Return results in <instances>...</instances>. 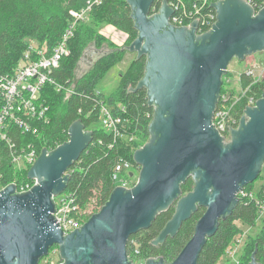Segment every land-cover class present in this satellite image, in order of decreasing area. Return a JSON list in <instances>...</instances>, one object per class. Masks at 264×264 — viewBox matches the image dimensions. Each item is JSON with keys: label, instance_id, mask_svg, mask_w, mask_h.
Listing matches in <instances>:
<instances>
[{"label": "water", "instance_id": "water-1", "mask_svg": "<svg viewBox=\"0 0 264 264\" xmlns=\"http://www.w3.org/2000/svg\"><path fill=\"white\" fill-rule=\"evenodd\" d=\"M126 1L138 31L128 49L137 59L147 57L144 77L131 90L146 89L154 110L150 139L133 155L140 167L137 182L130 189L115 188L98 213L65 236L55 221L54 198L66 191L69 170L93 140V131L75 122L69 141L43 149L29 169L28 178L35 181L29 191L18 193L15 184L1 191L0 264H39L55 246L60 264H132L129 238L172 206L175 214L153 244L175 237L204 208L193 237L171 263L198 264L219 221L231 215L238 195L263 171L264 92L246 109L229 142L215 129L213 117L233 59L264 52V7L256 11L246 0L213 2L217 22L197 34V22L171 24L167 0L154 14L155 0ZM190 178L194 189L184 194L181 186ZM255 254L250 264H259ZM146 264L165 263L151 258Z\"/></svg>", "mask_w": 264, "mask_h": 264}, {"label": "trees", "instance_id": "trees-1", "mask_svg": "<svg viewBox=\"0 0 264 264\" xmlns=\"http://www.w3.org/2000/svg\"><path fill=\"white\" fill-rule=\"evenodd\" d=\"M97 1V2H96ZM165 0H155L152 12L159 11ZM170 4L174 0H167ZM191 0H185L190 3ZM259 10L264 6V0H246ZM88 22L77 26L75 36L69 43L70 56L61 60L60 66L52 73V77L60 83L64 90L57 92L53 86H47L42 96L49 107L48 123H38L39 135L23 134L15 130L12 135L19 149L25 144H31L40 155L47 148L53 150L69 141V129L77 121H82L87 130L93 131V140L80 159L69 170L70 181L65 194L75 200L80 207L94 204L103 207L112 195L115 184L113 180L114 167L120 159H126L134 164L133 155L143 143L114 141L105 130L91 128L100 123L99 103L104 101L110 104H121L126 108L123 118L129 124V130L135 131L144 137H149V125L153 119L154 110L148 104L147 90L133 92L139 81L144 77L147 57L135 59L121 75L117 92L110 98L97 89L98 84L107 72L124 59L123 51H115L102 56L93 69L82 76L74 85L75 70L83 57L86 46L99 35L94 25L107 24L126 35V47H130L137 38L132 11L126 0H0V75H12L25 51L28 48L26 37H30L50 48L55 46L68 27L71 11L87 9ZM98 33V34H97ZM223 78V82L226 77ZM240 85L250 86L249 94L259 100L264 92V79L253 83V78L242 74ZM227 88L222 87V92ZM68 94L66 101H61ZM2 98L0 95V108ZM245 103H241L236 111L243 113ZM129 141V140H128ZM11 155L6 147L0 148V172L3 174V184L16 183L34 184L28 178L30 168L18 171L10 161ZM135 165V164H134ZM136 166V165H135ZM262 177V176H261ZM260 177V178H261ZM259 178V179H260ZM264 181V178H262ZM253 184L246 186L238 195V203L226 219H221L217 231L206 241L200 254L198 264H218L225 255L230 243L242 230L237 222L254 226L264 210V184L254 193ZM194 189V181L188 179L182 186L184 194ZM205 209L199 210L186 221L175 237H169L158 246L153 244L168 222L175 214V206L159 214L151 227L140 230L129 238L127 254L132 264L146 261L151 258L171 264L181 253L186 244L194 235L199 219ZM58 249L57 246L51 250ZM255 258L257 263L264 264V233L256 242ZM51 252V251H50ZM138 252V253H137ZM42 260V259H41ZM62 261L59 259L58 264ZM40 264V263H39Z\"/></svg>", "mask_w": 264, "mask_h": 264}, {"label": "built area", "instance_id": "built-area-1", "mask_svg": "<svg viewBox=\"0 0 264 264\" xmlns=\"http://www.w3.org/2000/svg\"><path fill=\"white\" fill-rule=\"evenodd\" d=\"M218 1L221 0H191L190 3H186L185 0H174L169 4L173 10L170 22L172 25L180 27L186 25L192 27V24L197 22V34L206 33L217 22V13L211 3ZM91 6L89 3L87 9L71 11L70 23L55 46L50 48L47 44L35 40L28 42V48L14 74L0 75L2 98L0 148L6 147L9 150L11 164L18 171L31 168L39 155L31 144H25L18 149L12 135L15 130H18L23 134L38 136L40 130L37 124L49 122V107L42 96V91L49 85L53 86L57 92H63V86L52 77V73L60 66L61 60L68 55L69 43L75 36L77 26L80 23L88 22ZM255 10L259 11L256 8ZM154 13L157 11H153ZM246 74L253 78V83H258L264 79V66L259 71L249 69ZM249 89L250 86L243 87L239 83L237 91L233 87L227 88L226 92L221 91L213 117V125L225 142L231 141L232 131L239 127L246 109L254 107L258 101L254 95L249 94ZM243 102L246 108L243 113H240L236 111V108ZM99 112L102 129L110 134L115 142L118 140L133 142L135 131L129 130V124L123 118L127 112L124 105L100 101ZM134 164L123 158L117 162L113 171L115 188L130 189L135 185L137 181L134 182V178L140 171V167ZM2 180L3 174L0 172V193L7 187ZM33 182L35 184V181ZM12 184L17 186L18 193L27 192L34 185L29 183L20 186L16 183ZM65 192L54 198L56 204L54 217L58 222L59 229L66 236L80 229L102 207H97L98 212L92 211L96 206L91 203L84 208L80 207L75 204L74 198L66 195ZM88 206L91 207V210L87 212ZM147 261H140L137 264H146Z\"/></svg>", "mask_w": 264, "mask_h": 264}, {"label": "rangeland", "instance_id": "rangeland-1", "mask_svg": "<svg viewBox=\"0 0 264 264\" xmlns=\"http://www.w3.org/2000/svg\"><path fill=\"white\" fill-rule=\"evenodd\" d=\"M94 28L97 32H99V35L96 36V38L86 46L83 57L76 67L73 84L75 85L82 76L87 75L93 69L94 65L96 64L95 62H97L102 56L115 51H123L124 59L120 63L116 64V66L111 68L97 86L98 91L102 93L106 99H108L117 92L121 75L127 70L132 61L137 58V53L131 52L128 47H126V35L118 31L116 28L103 23L94 25ZM25 39L27 42L34 40L30 37H26ZM68 56H70V51L66 57ZM263 66L264 52H259L248 56L244 61H239L237 58H235L228 67V73H230V76L226 77L227 79L224 80L223 86L226 88L233 87V89L237 91V88H239V80L242 74H245L249 69H254L257 71L262 70ZM228 73L226 75H228ZM67 97L68 94H65L63 98H60V100L66 101ZM91 128L101 129L102 125L98 123ZM149 139L150 136L144 137L135 133L133 141L139 143L141 142L143 145H145ZM138 176L139 172H137L134 182L137 181ZM259 178L254 182L255 184L252 187L254 193L258 192L260 187L264 184L262 179L264 178V166ZM97 209L98 208L95 207L92 211L96 212ZM90 210L91 207L88 206L87 212ZM237 225L241 228L242 232L237 235L230 243L225 255L219 260L218 264L251 263L255 242L257 238L264 233V210L261 212L259 220L254 226H249L243 224L242 222H237ZM59 259L61 260L59 250H51L47 257L42 258L40 264H58Z\"/></svg>", "mask_w": 264, "mask_h": 264}, {"label": "crops", "instance_id": "crops-1", "mask_svg": "<svg viewBox=\"0 0 264 264\" xmlns=\"http://www.w3.org/2000/svg\"><path fill=\"white\" fill-rule=\"evenodd\" d=\"M87 57V56H86Z\"/></svg>", "mask_w": 264, "mask_h": 264}, {"label": "flooded vegetation", "instance_id": "flooded-vegetation-1", "mask_svg": "<svg viewBox=\"0 0 264 264\" xmlns=\"http://www.w3.org/2000/svg\"><path fill=\"white\" fill-rule=\"evenodd\" d=\"M96 63V62H95Z\"/></svg>", "mask_w": 264, "mask_h": 264}]
</instances>
